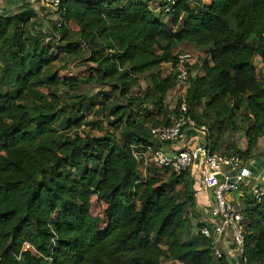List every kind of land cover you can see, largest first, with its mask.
<instances>
[{
	"label": "trees",
	"instance_id": "obj_1",
	"mask_svg": "<svg viewBox=\"0 0 264 264\" xmlns=\"http://www.w3.org/2000/svg\"><path fill=\"white\" fill-rule=\"evenodd\" d=\"M152 1L66 0L40 37L31 9L0 14V264H232L196 233L203 224L190 219L191 173L152 162V130L173 127L185 103L213 152L254 158L264 138V80L254 63L264 59V0H211L197 9L176 0L161 11L165 20ZM185 45L204 58L172 108L176 50ZM59 51L90 64L85 83L110 88L100 106L117 116L107 121L119 138L80 132L86 99L64 91L72 81L54 69ZM163 66L171 68L166 76ZM241 132L245 151L235 139ZM242 202L246 264H264V200Z\"/></svg>",
	"mask_w": 264,
	"mask_h": 264
},
{
	"label": "built area",
	"instance_id": "obj_2",
	"mask_svg": "<svg viewBox=\"0 0 264 264\" xmlns=\"http://www.w3.org/2000/svg\"><path fill=\"white\" fill-rule=\"evenodd\" d=\"M65 1L39 0L41 5L50 7L54 11H57ZM164 3L166 6L162 10L168 14L171 12L172 6L176 4V0H164ZM50 39L48 37L46 43L50 42ZM195 63L193 55H179L177 69L179 83L176 87L179 96L186 93L189 70ZM180 114V118L173 127L152 130L158 145V149L152 154V162L160 168H169L177 173L186 171L191 173L196 198L202 193L213 198L212 208L208 211L209 219L202 222L203 227L197 229L196 233L212 243L213 255L218 260L226 256L223 252L222 240L228 235L236 252L241 257L242 264H246L247 259L244 256L245 217L241 210L234 206L229 195H242L245 191L244 185L249 184L254 178L255 173L250 169V161L239 155L213 152L207 143L195 148L167 151L170 146L175 145L182 138L184 130L187 128L206 133V128H197L195 122L187 117V104H182ZM145 149L148 153L153 151L152 147ZM143 155L144 153H138L137 157L141 159ZM250 192L247 198L253 201L254 206L264 200V185L254 187ZM243 198H245L244 194ZM30 249L31 246L26 244L24 250Z\"/></svg>",
	"mask_w": 264,
	"mask_h": 264
},
{
	"label": "rangeland",
	"instance_id": "obj_3",
	"mask_svg": "<svg viewBox=\"0 0 264 264\" xmlns=\"http://www.w3.org/2000/svg\"><path fill=\"white\" fill-rule=\"evenodd\" d=\"M19 0H4L0 2V14H18L21 12H24L26 10H32L35 12L37 18L33 20L32 24H34V28L36 30V35L38 37L41 36V34H44L45 31L48 30L50 23H57L58 21V15H56V12L54 9L50 7H45L41 5L39 0H24L20 3H18ZM203 2H206L207 4H211V0H192L191 5L194 8H199L203 4ZM164 3V0H153L152 1V9L156 12L157 15L161 16L163 20L166 19V17L162 14V4ZM47 44V43H45ZM178 55L183 54H191L193 55L196 62H201L204 58L201 54V51L198 50L193 45H185L179 47V49L176 50ZM59 60L54 63L55 71L59 73L61 77L64 79H71L72 82H70L66 87H64V91L67 92L72 97H85L86 104L85 107L88 109H84V112L80 113V117L83 118L85 124L80 129V132L84 134H89L93 136H101L105 134L106 132H112L115 133L116 137L119 138L121 134V129H115L111 128L108 125L107 119L110 118L111 120L117 119L116 115H112L106 117V114L103 112L100 104L102 100L104 99L103 95H108L110 93V88H101V87H93L92 83L86 82L85 79H87L89 74L88 67L90 64L83 60V59H71L67 56H65L64 51H59ZM163 74L166 76L171 72V68L169 66H163ZM144 79V78H143ZM85 81V82H84ZM146 88L145 81H142V87L137 88L134 87L133 93L137 94L139 89L140 92ZM98 95V97H97ZM179 96L178 89L171 91L168 97L167 103L170 105V107H174L175 101L177 97ZM111 99H114L113 95L110 96ZM73 102V101H72ZM125 110L120 111L118 116L123 115ZM34 115H36V112H33ZM88 125H87V124ZM115 123V122H114ZM230 135L226 136V139H229ZM236 139V138H235ZM224 150V149H223ZM223 150L220 151V153H226ZM142 171L144 172V169L142 168ZM162 175L165 179L169 178V174H165V172L160 171L159 173ZM177 189H181V187H178ZM208 206H205V209L207 211L211 210L212 208V201L213 198L211 196L208 197ZM245 199L241 200V207L245 208L247 205L243 203ZM98 207L95 208L94 213L102 217V210L96 211ZM191 221L193 224L195 221H198L195 215L190 216ZM164 264H181L179 262L164 259Z\"/></svg>",
	"mask_w": 264,
	"mask_h": 264
},
{
	"label": "crops",
	"instance_id": "obj_4",
	"mask_svg": "<svg viewBox=\"0 0 264 264\" xmlns=\"http://www.w3.org/2000/svg\"><path fill=\"white\" fill-rule=\"evenodd\" d=\"M24 0H19L18 3ZM152 5V3H151ZM255 67L257 72L259 73L260 77L264 80V59L261 57H256L255 59ZM206 134L200 130L196 129H185L182 138L173 146H170V150L167 151H175L177 149H188V148H195L197 146L206 145ZM236 143L240 150L245 151L247 149V141L245 133L241 132L238 133L236 136ZM250 161V169L255 173L254 178L249 184L244 185L245 191H243L244 196L246 199L249 197L250 191L257 186L264 185V138L260 139L258 148L254 152V158L249 160ZM243 194H232L229 195V199L232 201L234 206L237 209H242L241 207V200L243 199ZM197 208H196V215L198 221H195V224L202 223L209 219L208 211L205 209V206H208L209 198L205 193L197 195ZM222 248L223 252L228 258V260L232 264H242L241 257L236 252L235 247L232 243L231 238L226 235L222 240Z\"/></svg>",
	"mask_w": 264,
	"mask_h": 264
},
{
	"label": "water",
	"instance_id": "obj_5",
	"mask_svg": "<svg viewBox=\"0 0 264 264\" xmlns=\"http://www.w3.org/2000/svg\"><path fill=\"white\" fill-rule=\"evenodd\" d=\"M110 114H111V112L109 113V115H110ZM116 121H117V119H115V120H111V119H110V122H111V123H114V122H116Z\"/></svg>",
	"mask_w": 264,
	"mask_h": 264
}]
</instances>
